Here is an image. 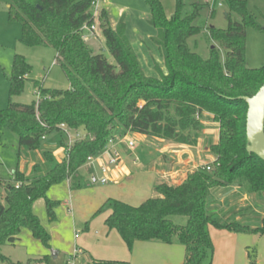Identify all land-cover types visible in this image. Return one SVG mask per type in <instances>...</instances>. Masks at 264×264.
I'll use <instances>...</instances> for the list:
<instances>
[{"label":"trees","instance_id":"obj_1","mask_svg":"<svg viewBox=\"0 0 264 264\" xmlns=\"http://www.w3.org/2000/svg\"><path fill=\"white\" fill-rule=\"evenodd\" d=\"M92 1L9 0L8 17L21 28L19 42L52 47L55 63L69 87L50 90L35 83L36 100L28 104L14 101L23 92L31 70L24 56L15 53L8 76V103L0 109V132H13L18 146L29 151L39 148L40 141L53 133L64 136L59 144L66 147L61 124L83 135L69 146L61 162L55 161L50 150H44L45 160L53 162L45 173L35 170L27 178L16 169L13 183L2 184L0 260L11 262L1 254V247L13 245L23 228L49 247L50 235L33 212L34 201L42 198L46 214L53 220L57 202L45 196L48 188L63 180L69 182L70 189L81 187L79 169L88 157L103 152L109 138L137 133L195 145L205 112L212 115L219 131L218 142L210 146L215 159L212 168L207 165L209 171L206 166L198 168L177 186L157 184L154 191L158 196L137 206L107 198L94 215L106 214L107 230L117 231L129 250L135 241L168 244L177 240L184 247L183 264H203L211 258L209 225L237 233L263 232L264 228L251 229L236 222L220 223L207 204L210 189L233 183H245L251 192L264 195V161L246 150L247 105L242 97L253 96L264 85V66L248 68L245 62V27L256 26L246 1L226 0L227 28H209V36L224 51L221 61L215 46L207 58L188 46L187 40L200 32L194 24L199 3L193 4L190 15L182 16V2L176 0L174 14L167 17L159 0H144L150 13L148 23L156 32L149 40L163 61V67L153 62L155 75L145 73L126 35L124 16L112 27L104 9L97 18L92 16ZM230 13L240 22H232ZM95 20L114 63L94 53L84 41L81 27L91 26ZM174 216L186 217L185 224H175L171 219ZM45 258L29 259L28 264H38ZM249 258V264H254V256ZM93 264L127 263L93 259Z\"/></svg>","mask_w":264,"mask_h":264},{"label":"rangeland","instance_id":"obj_2","mask_svg":"<svg viewBox=\"0 0 264 264\" xmlns=\"http://www.w3.org/2000/svg\"><path fill=\"white\" fill-rule=\"evenodd\" d=\"M159 1L166 16H172L176 9V0ZM245 1L247 9L256 23L254 27L251 25L245 27V62L248 68H259L264 66V0ZM181 2L182 16H188L193 12V4L199 3L201 5L199 14L194 20V24L200 28V32L187 40L189 48L201 57L207 58L210 48L215 46L219 49L222 61L224 51L209 36V28H227L228 19L226 15L229 13L227 1L215 0L212 8L214 10L213 17L210 16L209 3L206 4L205 0H181ZM8 3L9 0H0V109L5 108L8 103V76L15 53L24 56L27 63L30 64L31 70L24 83L23 92L14 97V101L28 104L36 100L35 83L50 90L69 87L62 69L55 63L56 52L52 47L25 46L19 42L21 28L17 22L9 19ZM218 3H221V6H218ZM98 7V12L104 9L108 13L109 24L112 27H115L122 15L124 16L126 35L135 52L139 55L145 73L155 75L153 62L155 61L163 67V61L149 40L150 37L155 36L156 32L148 23L150 13L144 0H100ZM230 20L240 22V18L234 13H230ZM93 26V32H82L85 43L94 53L103 54L110 63H114L112 56L106 49L105 40L97 20ZM79 135L82 137V131H79ZM127 136L134 140V146L127 148V142H124L123 145L126 149L122 148L123 145L120 148L122 152L121 163L128 167L130 173L139 170L140 172L145 171L152 159L148 155L150 145L136 141L133 134L128 133ZM60 140H65L64 136L53 133L40 141L39 148L29 151L18 146L17 136L13 132L6 129L0 132V201H2L3 195L2 183L4 181L13 183L12 171L17 169L24 177L29 178L35 174V170L38 169L37 173L46 172L53 166V162L49 163L45 160L43 151L49 150L45 149V146L52 150L61 149ZM134 158L137 161H133ZM210 167L212 168V164ZM79 172L83 177L81 187L70 189L68 181L63 180L52 184L46 191L45 196L49 200L57 202L53 220L48 218L42 198L33 203L34 214L50 235L49 247H44L39 240L31 235L29 229L23 228L19 234V239L13 245L5 244L1 247V254L13 263L0 260V264H28L30 258H42L45 254L49 261L61 263V259L67 254L72 253L73 257L72 250L74 247L84 249V243H91L94 237H97L96 231L102 232L106 214L94 215V213L104 200L113 198L126 203H128L126 200H131L125 199L126 196L130 195L126 182L115 179L108 184L88 185L86 180H88L89 174L86 168H82ZM109 190H111V195H105L100 199L102 195L104 196V192L108 193ZM154 193L148 198L158 196L155 191ZM129 202L128 204L137 206L142 201ZM212 216L215 218L214 212ZM171 219L178 225H183L186 222L184 216H174ZM258 226L262 227V224ZM256 239L255 245L249 248L252 252L254 249L257 251L264 247V235H258ZM256 245L258 246L256 247Z\"/></svg>","mask_w":264,"mask_h":264},{"label":"crops","instance_id":"obj_3","mask_svg":"<svg viewBox=\"0 0 264 264\" xmlns=\"http://www.w3.org/2000/svg\"><path fill=\"white\" fill-rule=\"evenodd\" d=\"M200 123L202 127L195 145L129 133L133 134L136 141L150 145L148 155L152 159L145 171H141L142 173L140 170L130 173L128 167L121 163V156L119 164L111 167L107 172L111 181L119 179L120 182H126L130 195L125 199H131L126 200L128 203H130L129 201L131 203H134L132 201L143 202L148 196L155 194L153 191L155 185L165 183L177 186L184 181L188 173L212 164L215 157L210 152V146L218 142V124L213 121L212 115L206 112L202 114ZM122 145L116 146L121 154ZM122 148L126 149L124 145ZM45 149L52 152L57 162H61L65 158L64 147L52 150L45 146ZM133 161H137V159L134 158ZM82 168H86L89 175L93 172L101 175L98 165L93 167L84 165L79 171ZM43 173L45 172L39 174ZM6 183L8 182L4 181L2 184ZM110 193L111 190L108 193L104 192V196L102 195L100 199L105 195H111ZM207 204L208 210L214 212L215 219L220 223L236 222L251 229L264 228V195L251 192L246 184L233 183L210 189ZM259 224H262V227L258 226ZM208 232L213 251L211 258L206 259L203 264H249V255L254 256V264H264V247L257 251L254 249L253 252L249 249L255 245L258 235H264V231L237 233L209 225ZM95 234L97 237H94L91 243H84V249L73 248V254L77 250L74 257H72V253L67 254L61 259V263H53L48 260L45 254V260L38 264H67L72 259L73 264H93V259L120 261L127 264H183L184 261V247L177 240L168 244L156 240L135 241L132 249L129 250L117 231H108L105 225L101 233L96 231Z\"/></svg>","mask_w":264,"mask_h":264},{"label":"built area","instance_id":"obj_4","mask_svg":"<svg viewBox=\"0 0 264 264\" xmlns=\"http://www.w3.org/2000/svg\"><path fill=\"white\" fill-rule=\"evenodd\" d=\"M98 1L100 0H93L92 1V16L94 18H97L98 16ZM205 3L208 4L209 3V11L210 13L212 11H214L213 5L215 3V0H205ZM218 6H221V3H218ZM94 30V26H87V25H83L81 27V31H90L93 32ZM37 98H38V94H36ZM60 128L62 129V131L64 132V134L66 135L67 138V146L64 147V151H65V155L67 154V151L69 149V146L76 140L81 138V136L79 135V132H73L71 131L69 128H67L65 125L61 124ZM127 142V148H132L134 146V140L130 139L126 136V134L124 135H118L115 137H111L108 139V143L106 145V147L104 148L103 152L96 156V157H88L86 160V164L88 166L93 167L94 165H98V167L100 168L101 171V175H97L94 172L90 173L89 178H88V185H98V184H106L109 181H111V179L108 177L107 172L110 170V168L115 167L117 164H119L120 160H121V153L120 151L117 149V145L118 144H124V142ZM206 170H210L209 166H206ZM18 186V184L16 185V187ZM77 253V250L74 251L73 257L75 256V254ZM73 259L69 260L67 262V264H73Z\"/></svg>","mask_w":264,"mask_h":264},{"label":"water","instance_id":"obj_5","mask_svg":"<svg viewBox=\"0 0 264 264\" xmlns=\"http://www.w3.org/2000/svg\"><path fill=\"white\" fill-rule=\"evenodd\" d=\"M245 116L246 150L264 161V85L251 97H242Z\"/></svg>","mask_w":264,"mask_h":264}]
</instances>
